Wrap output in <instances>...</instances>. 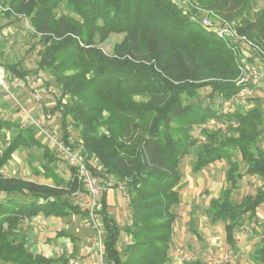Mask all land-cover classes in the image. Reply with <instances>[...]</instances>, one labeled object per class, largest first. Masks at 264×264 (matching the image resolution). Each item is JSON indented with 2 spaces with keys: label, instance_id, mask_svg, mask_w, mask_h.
Listing matches in <instances>:
<instances>
[{
  "label": "trees",
  "instance_id": "obj_1",
  "mask_svg": "<svg viewBox=\"0 0 264 264\" xmlns=\"http://www.w3.org/2000/svg\"><path fill=\"white\" fill-rule=\"evenodd\" d=\"M203 11L226 21L241 20L240 34L264 50V10L254 12L258 0H193ZM5 17L25 16L38 36L36 71L48 72L60 96L51 110L59 113L65 142L77 132L82 155L95 159L90 169L115 187L123 185L128 196L130 224L127 241L119 251L120 228L108 217L105 195L98 214L102 225L106 264H168L175 214L180 202L181 160L195 152L192 173L224 160L231 185L242 175L264 178V152L258 147L264 134V113L259 99L254 106L223 112L191 100L209 89L207 98L222 102L235 97L236 56L227 41L202 28L173 0H0ZM63 6L64 13L57 14ZM111 34H123L111 54L97 45ZM14 77L30 75L19 65H8ZM69 96L68 102H62ZM209 120L224 130L194 127ZM34 128H21L0 118V169L20 148L42 151L40 165L52 184H40L0 174V264H68L71 255L46 258L25 246L19 228L23 220L45 217L86 218L73 194L82 191L74 171L63 180L55 173L56 158L36 137ZM5 131H10L9 140ZM237 156H240L238 161ZM241 165L243 168L240 173ZM39 173V172H37ZM230 187L211 198L205 210L211 223L225 225L226 242L234 245L235 229L246 215L253 219L264 203V190L246 195L240 203L231 199ZM3 195V196H2ZM22 196L23 199L18 198ZM68 235L60 230L56 236ZM253 264H264V238L251 254ZM183 264H210L198 259ZM229 264V263H225Z\"/></svg>",
  "mask_w": 264,
  "mask_h": 264
},
{
  "label": "rangeland",
  "instance_id": "obj_2",
  "mask_svg": "<svg viewBox=\"0 0 264 264\" xmlns=\"http://www.w3.org/2000/svg\"><path fill=\"white\" fill-rule=\"evenodd\" d=\"M178 6L181 8L186 7V12L190 19L198 21V24L201 25L202 19L206 16V11L200 9L195 1L187 0L185 4H180L179 2ZM1 7L3 6L1 5ZM258 10H264V0H258L253 11L256 12ZM56 12L57 14H61L66 11L65 8L61 6ZM208 17L214 25H219L220 20H223L215 13L210 14ZM223 21L229 23L231 27L238 32L241 20ZM201 27L204 28L202 25ZM122 37L123 34H111L104 43L97 45V47H99L104 53L110 55L113 44L120 41ZM40 48V45H38V36L34 35V30L28 18L21 15L19 16L14 12H12L10 17H5L3 15V11L0 9V68H2L5 72L4 75L7 88L6 90L0 92V118L14 123H20L21 128L28 126L26 115L32 114V117L33 115H36L32 113L36 110V108H38L39 111H37L38 115L34 116L35 118H39L42 114L50 113L47 109H44V106L39 101H35L36 94L39 96L40 94H46V89L49 86H53L57 88L58 96H60L59 88L55 85L54 79L49 75V73L36 71V62L38 60L37 51L40 50ZM13 64H17L23 70L29 71L30 75L25 78V81L14 77V74L9 71L7 66ZM238 79L239 74L236 78V82ZM244 85V88L250 87L249 84ZM208 93L209 89H202L199 91V98L191 100L190 102L209 106L215 110H221L224 103L222 102V99L219 96H216L214 101L211 102L207 98ZM258 95L259 94L256 92L255 95L252 96L238 95L226 102H229L230 104L229 110H233L238 107L247 109L254 106V100ZM58 99L59 98H56V100ZM69 100V96H65L62 99V102H68ZM55 105L49 110L51 111ZM56 117L59 121V115H56ZM22 124L26 125L23 126ZM204 128H211L209 130L216 131L224 130L225 126L218 122L216 124H210V122H207ZM204 128L201 126V129ZM72 132L73 136L70 140H72L73 143L78 144L79 136L77 132ZM34 133L42 144L47 146L51 151L49 143L40 135L38 130L35 129ZM200 133L199 127L193 128V137L200 140ZM4 134L6 140L8 141L10 131H5ZM2 148H4V145H0L1 151ZM13 156L14 158H12V162L7 163L3 167V175L10 174V172L6 169L7 167L8 169H13V171L17 168L16 172L20 173L27 168L31 170L32 166H37L35 163L40 164L43 162L42 151L35 148L30 150L20 148L17 153L13 154ZM54 156L55 155H53V157ZM194 159L195 152L191 151V153L185 156L180 163L182 180L178 187V192L181 198L179 204L174 206L172 209L175 214V221L173 223V235L169 248L170 262L168 264H183L186 262L181 259V256H179L178 250H183L187 253L190 260L198 259L210 264H253L250 258L251 254L264 238V204L262 203L263 205L261 204L259 206L253 223H243L235 229L234 237L237 251L232 249L226 243L223 223L218 222L212 224L206 217L205 210L209 207L210 199L218 197L220 191L224 188L230 187L232 197L235 202H240L246 195H255L258 189H264V178L257 176H244L241 180L237 181L236 185L231 186L225 180L224 174L228 169V166H226L223 162H215L204 168L199 173L193 174L190 171V168ZM32 163L33 165H31ZM55 165L58 175L59 173L64 176L70 175L71 170L66 163L56 160ZM113 193V190L108 191V203L111 196H113ZM18 198L23 199L22 196H18ZM121 198L122 199L118 196L115 199H117L118 202L120 200L123 208H125L126 215L123 217L119 207H116V210H114L115 215L108 214L109 218L112 220L115 219L117 224L120 223V227L122 229L123 237L120 238L117 246L119 251H122V248L124 247L123 238L127 237L126 232L124 231V226L127 227L130 221V218L128 217L130 214L128 201H126L124 196H121ZM72 199L75 202H79V198L75 195H73ZM107 209L110 208L108 207ZM122 218L124 220V225L121 223ZM63 220L64 218H59L58 224ZM24 226H27L29 230V225L22 222V226H20L19 231L25 239L26 231L23 230ZM46 228L47 226L45 224L37 230L39 232L45 230ZM73 228L79 229L80 232V237H76L79 242V249L76 253H74L73 257H70V259L79 260L82 264L85 259L82 249L84 246L93 245L94 232L87 225L86 219L82 217H76L73 222ZM63 231H66L65 228H63ZM102 235L104 236L103 233ZM97 256L95 254V258ZM103 264H106L104 257Z\"/></svg>",
  "mask_w": 264,
  "mask_h": 264
},
{
  "label": "built area",
  "instance_id": "obj_3",
  "mask_svg": "<svg viewBox=\"0 0 264 264\" xmlns=\"http://www.w3.org/2000/svg\"><path fill=\"white\" fill-rule=\"evenodd\" d=\"M186 1L187 0H184L183 4H185ZM183 8L185 10L187 9L186 7ZM0 9L3 12L8 10V8L1 7V2ZM205 14L206 16L202 19L201 25L207 30L214 31L219 38L226 40L233 54L236 56L237 67L239 70V79L237 83L250 85V87L243 88L236 96L255 95V92L258 88H262L264 93V50L246 35L236 32L229 23L220 20L219 25L212 24L208 17L210 14H212V12L206 11ZM4 73V70L0 68V92L7 89ZM46 96L51 102L50 107L52 108L57 102L56 98H59L57 88L49 86L46 89ZM39 100L40 96L36 94L35 101L38 102ZM229 106V102L224 101L222 105V110L224 113L229 110ZM49 112L50 113L48 114H42L39 118H33L27 114L26 121L28 122V125L38 130L40 135L45 138V140H47L50 145V149L53 152L52 154L55 155L54 157L56 160L66 163L71 169H73L74 176L82 188V191H78L73 195L79 198V202L76 203L78 204L80 211L87 214L85 218L86 223L94 232L93 245L84 246L82 249L83 255L85 256L83 264H103L104 236L102 235L103 229L98 214L100 201L108 190L113 189L121 191L126 201H129V196L123 185L119 184L117 187H115L112 178L104 179L93 173L90 167H96V160L92 159L88 161L87 164L85 157L82 155L80 141H78V144H76L70 140L71 138H69L68 141L65 142L63 130L60 127L61 124L59 125L60 121H58L56 117V115H59V113L53 114L50 110ZM209 122L210 124L217 123L214 120ZM22 125L24 126L26 124ZM0 174H4L3 168L0 169ZM44 225L45 222L40 221L39 226L43 227ZM178 251V254L181 256L182 260H185L186 262L191 261L187 253H185L183 250ZM95 254L96 256L98 255L96 258ZM68 264L81 263L79 260L69 259Z\"/></svg>",
  "mask_w": 264,
  "mask_h": 264
},
{
  "label": "crops",
  "instance_id": "obj_4",
  "mask_svg": "<svg viewBox=\"0 0 264 264\" xmlns=\"http://www.w3.org/2000/svg\"><path fill=\"white\" fill-rule=\"evenodd\" d=\"M173 1L175 3H179V2L180 3H184V0L183 1L181 0L182 2L180 0H173ZM262 86H263V83H262ZM256 93L259 94L257 96V98L259 99L260 107H261V109H262V111L264 113V93H263L262 88H258L256 90ZM39 102L44 106V109H47L49 111V109L51 108L50 107L51 106V102L47 99L46 94H40ZM37 111H39L38 108H36V110L32 112V113L36 114V115H33V118H35L34 116L38 115ZM30 116L32 117V114H30ZM209 121H211V120H209ZM209 121H208V123H209ZM205 124H207V122ZM205 124L201 125L202 128L205 127ZM28 126H30V125H28ZM201 126H197V127H199L200 130H201ZM206 129L209 130L211 128H206ZM72 136H73V132L70 133V138H72ZM259 144H261V145H259ZM257 145H259L258 147L264 152V134H263V137L261 138V140L258 142ZM12 158H14V156H12ZM237 159H238V161H240V156H237ZM10 162H12V159L8 163H10ZM218 162H223L226 166H228V164L224 160L218 161ZM42 163L43 162H41L40 164L35 163V164H37V166H32L31 170H29L27 168L28 170L26 169V170H24V171H22L20 173L16 172L17 168L13 171V169H8V167H7L6 169H7V171L10 172V174L9 175H3V176L4 177H19V178L27 179V180L34 181V182L40 183V184H52V180L50 178H45L44 177L45 175H43V171H42V169L40 167V165ZM31 165H33V163ZM54 168H55V170H54L55 173H57L56 172V165H54ZM228 168H229V166H228ZM190 171H191V168H190ZM226 171H225V174H224L225 180H226ZM242 171H243V168H242V165H241L240 173H242ZM37 172H39V173H37ZM193 174H196V173H193ZM244 176H248V175H242V177L240 179H238V180H241ZM253 176H257V175H253ZM59 177L62 178L63 180H70L72 178V173H70L69 176H64V175L59 173ZM257 177H259V176H257ZM49 181H50V183H49ZM227 183H229L231 185L230 182H227ZM236 183H235V185H236ZM260 189L264 190L263 188H260ZM108 191H110V190H108ZM108 191L106 192V196H105L107 208L108 207L110 208V209H107V214H114L115 215L114 210H116V207H119L120 211H121V213L123 214V217H124V215H126L125 208H123L122 204L120 203V200L118 202V200L115 199L118 196H119L120 199H122L121 198V196H123L122 192L121 191H117L116 189H113V191H114L113 196H111V199H110V201L108 203ZM231 199L234 201V199L232 197V193H231ZM240 202H235L234 201V203H236V204L240 203ZM112 210H113V212H112ZM256 215H257V212H256ZM256 215H255V217L253 219H251L248 215H246L245 218H244L243 223L244 224L253 223L255 221L254 219L256 218ZM76 217H79V216H74L73 215V216L66 217V218H64V220L62 222H59V224H58L59 218L45 217L42 214H38V215H36L35 217H33L31 219H25L23 222H25L26 225H29V230H28L27 226H24L23 230L26 231L25 232L26 247L29 250V252H31L33 254L43 255L46 258L58 257V256H60L62 254L68 256V255H70L73 252L76 253V251H78V249H79V242L77 241V239H75V242L72 243V241H70V238H69L68 235L61 236V237L56 236L57 232H59L60 230H63V228H65V230H66L65 232H67L68 234L73 235L75 238L76 237L79 238L80 237L79 236V234H80L79 229L73 228V222L76 219ZM128 217L130 218V214L128 215ZM116 218H117V215H116ZM40 221H44L46 226H47V228L45 230H43V231H39L38 232L37 229L41 228L39 226ZM114 222H116L115 219H114ZM121 223H122V225H124L123 218L121 219ZM116 224H117V222H116ZM117 225L120 228V233H119V240H120V238L123 237L122 236V229L120 227V223H118ZM223 225H224V223H223ZM20 226H22V223H21ZM124 228H126V226H124ZM224 233H225V225H224ZM225 239H226V233H225ZM119 240H118V242H119ZM233 240H234V245L231 248L237 251L236 242H235V237L234 236H233ZM126 241H127V237H124L123 238L124 245L126 244ZM83 263H84V261L82 262V264Z\"/></svg>",
  "mask_w": 264,
  "mask_h": 264
}]
</instances>
